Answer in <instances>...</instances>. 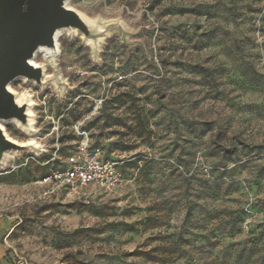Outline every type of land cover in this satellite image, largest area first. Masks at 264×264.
<instances>
[{"label":"rangeland","instance_id":"374dc122","mask_svg":"<svg viewBox=\"0 0 264 264\" xmlns=\"http://www.w3.org/2000/svg\"><path fill=\"white\" fill-rule=\"evenodd\" d=\"M92 29L10 90L34 124L0 167L12 264H254L264 249V0H70ZM123 97V98H121ZM119 99L129 102L121 105ZM88 134L123 185L39 184ZM149 217L162 226L149 227ZM218 244H215L218 242ZM167 247L151 258L140 249ZM243 249V250H242Z\"/></svg>","mask_w":264,"mask_h":264},{"label":"water","instance_id":"95a60500","mask_svg":"<svg viewBox=\"0 0 264 264\" xmlns=\"http://www.w3.org/2000/svg\"><path fill=\"white\" fill-rule=\"evenodd\" d=\"M70 0H0V121L29 125L28 104L17 102L10 84L23 77L41 84L43 71L31 60L40 48L57 50L58 31L77 30L92 38L89 24ZM0 126V166L10 151L23 150Z\"/></svg>","mask_w":264,"mask_h":264},{"label":"built area","instance_id":"2783aa9c","mask_svg":"<svg viewBox=\"0 0 264 264\" xmlns=\"http://www.w3.org/2000/svg\"><path fill=\"white\" fill-rule=\"evenodd\" d=\"M64 163L62 168L53 170L49 176L38 183L52 187V191L94 187L104 192H112L124 183L119 162L107 158L105 150L95 146L86 133ZM17 257L18 264H29L25 257L18 254Z\"/></svg>","mask_w":264,"mask_h":264},{"label":"trees","instance_id":"16d2710c","mask_svg":"<svg viewBox=\"0 0 264 264\" xmlns=\"http://www.w3.org/2000/svg\"><path fill=\"white\" fill-rule=\"evenodd\" d=\"M121 98H123V97H121ZM119 102H120L121 105H125V104H127V103L129 102V100H128V99H119ZM93 143H94V142H93ZM78 144H79V143H78ZM94 145H95V146H100V147H102L101 145H99V144H97V143H94ZM76 146H77V145H76ZM76 146H75L73 149H70V150H69L68 154L65 156L64 160L62 161V165H61L60 167L55 168V169H52L50 172H47L46 169H42L40 166H38V171H39V173H40V177H41L40 180H39L38 182L42 181L45 177L49 176L53 170H56V169L62 168V167L65 165L64 161H65V160H66V159L72 154V152L75 150ZM102 148H103V147H102ZM103 149H104V148H103ZM104 150H105V149H104ZM105 152H106V156H107V158H109V159H114V158H112V157L110 156V153L108 152V150H105ZM114 160H116V159H114ZM146 224H147L149 227H152V228H158V227H161L163 223H162L161 219H158V218L155 219V218H153V217H149V218L147 219V221H146ZM218 243H219V241L216 242L215 244H218ZM256 243H257V242H255L254 245H253V246H254V250H255L257 253H261V256H262V257H261L260 260H258V258H256L255 261H254V264H264V249H261V248L257 247ZM166 248H167V247H161V246H159V247H155V248H153V249H151V250H149V251H142V250L138 249V250H136L135 252H133V253L131 254V256L151 258V256H152L154 253L159 252V251H161L162 254H166V252H167ZM242 250H243V249H242Z\"/></svg>","mask_w":264,"mask_h":264},{"label":"bare ground","instance_id":"6f19581e","mask_svg":"<svg viewBox=\"0 0 264 264\" xmlns=\"http://www.w3.org/2000/svg\"><path fill=\"white\" fill-rule=\"evenodd\" d=\"M68 6H69V3H68ZM65 31H68V30L58 31V32H57L56 37H55V39H56V43H57V46H58V39H59V37H61V36L65 33ZM73 31L76 32L77 30L73 29ZM38 55H43V56L46 57V58H51V56H50V50H48V49H46V48H40V49L37 51V53L35 54V57L31 60V63H32L35 67H38V64H37L36 61H35V60H36V57H37ZM22 78H23V77H20V79H22ZM16 100H17V102H20V99H19L18 97L16 98ZM27 114H28V116H29V125H30V127H31V129H32L33 124H34V115H33V111H32V103H29V104H28ZM2 122H4V121H0V126L3 128V126L1 125ZM10 153H11V151L8 152L7 155H9ZM2 166H3V165H2ZM2 166H0V167H2Z\"/></svg>","mask_w":264,"mask_h":264},{"label":"crops","instance_id":"0c3cea01","mask_svg":"<svg viewBox=\"0 0 264 264\" xmlns=\"http://www.w3.org/2000/svg\"><path fill=\"white\" fill-rule=\"evenodd\" d=\"M10 226L9 221L5 220V219H1L0 220V238L2 236V234L4 232H6V230L8 229V227ZM1 249L0 250V264H12L9 260V256L7 254V249L5 248V246L3 244H1Z\"/></svg>","mask_w":264,"mask_h":264}]
</instances>
